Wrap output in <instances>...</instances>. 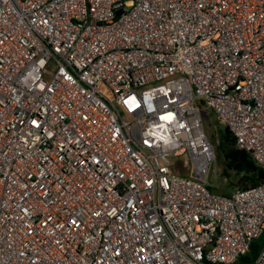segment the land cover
<instances>
[{
  "label": "built area",
  "instance_id": "built-area-1",
  "mask_svg": "<svg viewBox=\"0 0 264 264\" xmlns=\"http://www.w3.org/2000/svg\"><path fill=\"white\" fill-rule=\"evenodd\" d=\"M205 107L264 169V0H0V264H264Z\"/></svg>",
  "mask_w": 264,
  "mask_h": 264
},
{
  "label": "trees",
  "instance_id": "trees-1",
  "mask_svg": "<svg viewBox=\"0 0 264 264\" xmlns=\"http://www.w3.org/2000/svg\"><path fill=\"white\" fill-rule=\"evenodd\" d=\"M217 157L222 161L224 175L235 180L233 185L236 189L233 192L253 188L264 182V169L256 163L251 153L236 146L235 137L226 126L223 127L219 136L216 159ZM209 189L214 192L210 186ZM262 238L252 243L251 251L243 258V261L249 262L257 258L263 246Z\"/></svg>",
  "mask_w": 264,
  "mask_h": 264
},
{
  "label": "rangeland",
  "instance_id": "rangeland-1",
  "mask_svg": "<svg viewBox=\"0 0 264 264\" xmlns=\"http://www.w3.org/2000/svg\"><path fill=\"white\" fill-rule=\"evenodd\" d=\"M202 117L204 129L210 141L214 145L215 153L218 154L219 136L224 126L215 116V114L207 107L203 108ZM185 173L189 174L188 171H186ZM233 183H235L234 179L226 177L224 175L222 161H220L217 157L216 161L212 164L210 168L209 186L214 192H216L215 194L229 195L232 194L233 191L236 189L234 188ZM262 241L264 242V236L262 238ZM263 242H261L262 245Z\"/></svg>",
  "mask_w": 264,
  "mask_h": 264
}]
</instances>
